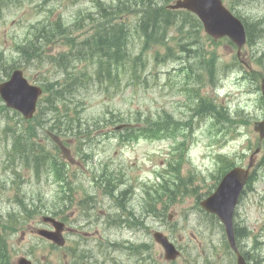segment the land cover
Instances as JSON below:
<instances>
[{
    "label": "rangeland",
    "instance_id": "1",
    "mask_svg": "<svg viewBox=\"0 0 264 264\" xmlns=\"http://www.w3.org/2000/svg\"><path fill=\"white\" fill-rule=\"evenodd\" d=\"M67 1V0H66ZM63 5H65V2ZM155 3H159V0H152ZM253 0H245L244 5L239 6L243 14H249L253 18L264 17V8L259 5L252 3ZM109 2V0H106ZM80 5H84V0H81ZM69 7V5H68ZM75 10L71 7L66 9L63 14L69 15L71 17ZM27 16L25 12H19L17 14L20 16ZM24 16V17H25ZM10 19V17H9ZM32 18L31 21H34ZM19 32L18 35L10 32L8 26L2 27L0 29V34L3 35L4 32L9 30L6 35L13 38L18 37L22 39L24 35L22 33L25 29L22 27L18 29L17 27L12 28ZM174 31L172 35H174ZM204 34V32H203ZM138 36V35H137ZM203 36V35H201ZM178 37V35H177ZM138 39L137 37L135 38ZM177 39V38H176ZM10 40L3 42V46L0 50H4L7 54L10 51L9 45ZM174 45V41L170 42ZM204 47L209 51H215L219 56V73H217V79L219 81L218 87H207L204 89V94L213 98H216L218 103L227 107L229 110L221 108L220 116L225 121L222 123V128L224 135L218 134L216 131L213 132L210 129L211 120L210 119H198L192 121L193 133L190 134L189 142L191 143V150L189 151L188 163L184 164L181 168L180 176L192 177V187L198 188L197 194L206 195L208 191L217 182V176L219 175L220 167L217 162V155H229L233 157L236 161L247 162L250 154L258 147L259 138L258 134L253 130V123L257 119H261L264 113L260 97L261 93L259 91V76H254L255 70L257 72H264V37L258 40L255 46H247L243 53L242 60L247 62V66H243L240 62V68L242 76H247L246 79H242L239 74L238 69H232L227 67L234 62V54H236V49L230 46L228 43L214 44L207 38L203 41ZM252 53H255L257 62L254 63L253 67L249 66V59ZM155 64V63H154ZM46 65V64H45ZM43 63H35L32 68L33 71H41L46 66ZM151 71H158L162 75L160 84L166 83L167 80L177 79V73L179 70L178 63L176 61H170L165 64L152 65ZM96 68L89 66L86 71V76L82 80L91 79V86L82 90V94L77 95L75 103L83 102L80 106L82 110V116L84 118L97 117L102 115L103 112L110 110L117 112L119 114H129L134 112V110L141 109L144 111L156 112L165 108L168 112L177 115L182 114L185 111L184 105L180 103L185 102L186 98L182 94H173L171 89L167 87L154 86L152 83L154 76H149L148 87L142 84H137L135 87H128L125 90L110 94L103 95L99 91V85H95L93 82V74ZM125 83L128 82L129 77L125 78ZM134 91V92H133ZM45 102L40 103L42 109L45 108ZM6 106L0 103V111ZM41 109V110H42ZM242 110V111H241ZM65 108H61L59 111H51L49 108L43 113L40 112L35 119L29 120L23 119L21 115H15L10 109V115L14 116L9 118L10 123L13 125V130H10L11 134L15 135V131H21L22 127L33 126L37 130V142L40 146L45 142L46 127L43 123V119L48 120L49 127L57 126L58 119L61 122H66L63 118L65 114ZM231 113V114H230ZM147 114V113H145ZM232 115V116H231ZM230 116L231 121H226V117ZM250 121L248 124H244V120ZM1 122V119H0ZM3 123H0V129L3 128ZM67 126V123H65ZM114 126H111L109 130H113ZM53 131L54 128H53ZM221 131V130H219ZM2 136L0 132V137ZM103 139H101L102 141ZM172 140V141H171ZM218 140V142L216 141ZM12 141L11 136H7V142ZM101 142L97 144L101 153H98L99 159L112 156L114 151H119L117 156L114 158V163H112L111 170L121 168L125 173L126 177L134 180L135 177L141 176L146 179L150 186H153L151 180H156V177L160 172L164 171L167 166L168 160L171 159L174 140H158V139H144L137 142H132L129 144H121L117 142L118 139H111V142ZM3 141L0 140V181L6 177H13L12 172L5 170L3 166L8 163V157L6 151L10 150L4 146ZM264 145V142H263ZM65 150V148H64ZM260 155V157H262ZM15 163L16 167L20 166V163ZM133 166V167H131ZM76 167L71 166L70 170ZM77 169V168H76ZM168 171L166 172V174ZM259 173V172H258ZM260 179L255 183V193L257 202L260 206L255 205H243L244 209L240 211L242 217H238V222L243 223L244 218L247 222L256 229L264 223V174L259 173ZM168 180H174L175 176L167 175ZM33 180V177H32ZM40 185L41 187H38ZM157 188V185H155ZM146 190V187H143ZM143 188L136 191V197L131 198L126 203V208H122V203L119 201H110L107 204V199L103 196V191L96 183H89L87 180L81 178V187L76 190V197L83 204V207H87L86 200L82 196L85 193L96 194L97 198V208L92 210V208H84L88 211L91 217L87 216V221L80 220L82 224L90 223L87 226V230L91 225L93 226L90 231L93 233V237L98 238L101 235L105 240L111 239L113 242H135V243H148L150 245L151 260L149 264H171L165 262L163 258V250L157 245L152 239V231L155 229H163L169 227V223L163 217H155L151 213L148 217H145V211L149 210L150 207H146L144 194L141 192ZM47 184L34 185L31 183H26L24 187V192L27 199L32 200L35 203H40L39 198L45 195L53 199V190ZM9 191L0 192V206L3 210L10 208V205L5 204ZM150 194V192H149ZM151 195V194H150ZM114 202L116 206H114ZM68 203H61L64 208H67ZM69 207V204H68ZM117 210V217L115 218ZM119 210L121 213H119ZM14 211H18L15 209ZM69 213V210H67ZM131 213H134L136 219H138L142 224L140 228H128L120 227L124 225L123 223L129 222V219L133 217ZM126 214V215H125ZM129 214V216H127ZM167 214L172 216V219L168 220L171 224L173 222H178V227L180 228L177 233H175V241L182 249L181 258L172 264H209L213 262L214 264H230V256H228L224 246H223V233L220 227L215 228L212 231H204L202 226V214L196 206V197L194 195L185 196L184 198H177V203L172 206ZM92 218V222L90 221ZM95 218V219H94ZM112 223L113 225L117 223L114 228L110 226L108 229L105 225ZM85 224V225H86ZM35 227V222L31 226L24 229V235H14L11 238L12 243V256L13 260H16L22 253L23 250H27L33 244H36L35 258H39L43 264H53L58 258L64 257L65 250H50L48 246H43V243H38L37 235L33 231ZM84 232V226L80 227ZM201 233V235H200ZM256 233V230H255ZM37 234V233H36ZM80 237L70 236L67 242V246L78 244L82 245L84 240H80ZM264 240V237L263 239ZM92 245L96 243V240L91 241ZM120 258L124 264H132V260L129 258L128 251L121 249ZM262 254L264 255V245ZM62 256V257H60ZM67 258V256L65 257ZM264 264V262H263Z\"/></svg>",
    "mask_w": 264,
    "mask_h": 264
},
{
    "label": "trees",
    "instance_id": "2",
    "mask_svg": "<svg viewBox=\"0 0 264 264\" xmlns=\"http://www.w3.org/2000/svg\"><path fill=\"white\" fill-rule=\"evenodd\" d=\"M144 22H146V28L148 29H152V23L153 22H156L157 25L159 22H165V19H162L160 20V14L156 11L155 13V18L153 17H149V18H146L144 20ZM61 32V25H58L57 27V33ZM113 42V40L111 41ZM105 47H108V44H105ZM126 45L124 42L122 41H119L117 42L114 47H113V52H109V53H106L104 51V47H103V51L104 54L108 57V60L106 63H102L100 66H99V73H104V74H108V75H117L119 74V72L121 71L120 70V67L116 64L115 65V59H119L120 58V55L119 54H123L124 53V49H125ZM79 84V79L76 81H70L69 82V88L63 86L62 89H55L53 91V93H61L60 96H58L59 98H64L65 96V91L67 89H69V101L72 99V95L75 93L76 91V86ZM54 85V84H52ZM78 122H80V119L78 118ZM30 214L33 213V212H29ZM7 256V255H6ZM1 261V260H0ZM80 261H82V257L81 256H78L77 255L75 256V259L74 261L71 263V264H80ZM0 264H11L10 262H6L5 259L2 260V262H0ZM69 264V263H67Z\"/></svg>",
    "mask_w": 264,
    "mask_h": 264
},
{
    "label": "water",
    "instance_id": "3",
    "mask_svg": "<svg viewBox=\"0 0 264 264\" xmlns=\"http://www.w3.org/2000/svg\"><path fill=\"white\" fill-rule=\"evenodd\" d=\"M209 27H210V29H212L214 31L216 30V27L213 24V22H209ZM263 90H264V88H263ZM3 92H4V95L7 97V92L5 93V89H3ZM10 103L15 105L14 102H10ZM258 128L262 131V134H264V124H261L260 126H258ZM156 236H157V239L162 241L163 244L166 246L168 254H169V258H174L175 257L174 247L171 244L167 243L164 238H161V236L159 234H157ZM54 239L57 243L61 244L63 242V240L61 239L60 236L59 237L55 236ZM21 264H30V262H27L24 260V261H21Z\"/></svg>",
    "mask_w": 264,
    "mask_h": 264
},
{
    "label": "bare ground",
    "instance_id": "4",
    "mask_svg": "<svg viewBox=\"0 0 264 264\" xmlns=\"http://www.w3.org/2000/svg\"><path fill=\"white\" fill-rule=\"evenodd\" d=\"M21 152H22L23 154H29V150H27V149H22Z\"/></svg>",
    "mask_w": 264,
    "mask_h": 264
}]
</instances>
